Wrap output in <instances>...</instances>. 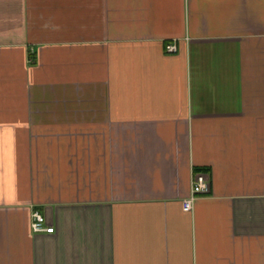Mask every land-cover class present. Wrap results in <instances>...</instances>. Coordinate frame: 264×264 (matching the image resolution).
<instances>
[{
	"label": "crops",
	"instance_id": "obj_1",
	"mask_svg": "<svg viewBox=\"0 0 264 264\" xmlns=\"http://www.w3.org/2000/svg\"><path fill=\"white\" fill-rule=\"evenodd\" d=\"M0 264H264V0H0Z\"/></svg>",
	"mask_w": 264,
	"mask_h": 264
},
{
	"label": "built area",
	"instance_id": "obj_2",
	"mask_svg": "<svg viewBox=\"0 0 264 264\" xmlns=\"http://www.w3.org/2000/svg\"><path fill=\"white\" fill-rule=\"evenodd\" d=\"M167 52H175L177 47L174 42L167 43ZM209 190V180L204 172H195L192 178V186L190 195L183 199L182 205L184 210H190L193 205L194 198L198 193L207 192ZM31 229L33 232H52L54 226L48 225L43 213L34 209L31 213Z\"/></svg>",
	"mask_w": 264,
	"mask_h": 264
}]
</instances>
